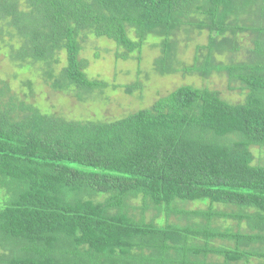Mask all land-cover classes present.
<instances>
[{
    "label": "trees",
    "instance_id": "16d2710c",
    "mask_svg": "<svg viewBox=\"0 0 264 264\" xmlns=\"http://www.w3.org/2000/svg\"><path fill=\"white\" fill-rule=\"evenodd\" d=\"M249 1L0 0V264H264V29L243 24ZM194 29L207 52L176 67ZM237 31L257 34L254 61L215 65ZM89 39L138 63L154 42L160 75L225 71L246 94L186 85L106 122L37 105L44 87L79 104L108 88L80 57Z\"/></svg>",
    "mask_w": 264,
    "mask_h": 264
},
{
    "label": "rangeland",
    "instance_id": "374dc122",
    "mask_svg": "<svg viewBox=\"0 0 264 264\" xmlns=\"http://www.w3.org/2000/svg\"><path fill=\"white\" fill-rule=\"evenodd\" d=\"M241 15H243V18H241L242 22L246 26L264 29V0L249 1L248 6ZM239 25L242 24L239 23ZM189 34L188 36L179 35L182 43L178 47L177 60L179 66L176 67L191 66L196 52H202V54L207 52L205 49H200V47L207 46V32L194 29ZM235 38L238 50L215 55V65L252 64L254 61L253 53L256 49L254 42H256L257 34L252 31H237ZM260 42L264 43V37ZM153 45L154 42H148L145 45L141 62L138 63L135 58H129L124 61L117 59L115 54L117 52L121 53L122 50L116 48L111 42L89 39L84 44L80 57L87 62V74L91 78L105 81L108 88H103L94 98L79 104L71 98L65 97L60 93H54L51 89L44 87L41 91L36 92L39 95H35L34 101L37 105L49 107L50 112L61 115L67 120L104 122L121 118L140 109L149 108L160 97L186 85L217 91L221 99L232 104L243 101L246 90L242 89L240 82L231 81L225 71L213 72L204 78L197 77L195 73L186 74L182 71L160 75L156 72L154 66V61L159 55V49ZM0 73L5 77L7 76L5 75L6 73H12V69L2 60L1 55ZM14 83L15 81L12 84L14 85ZM134 83H138L140 88L135 89L131 95L127 94L124 88ZM254 156L256 158L254 159V164L258 165L263 162L258 158L257 150L254 152ZM177 206H180V204H177ZM181 207L203 209L201 205L194 203H187ZM214 208L215 211L224 209L220 206H215ZM135 214L139 217L138 213ZM146 216L148 218L154 217L155 213L151 214L149 212ZM169 221L175 222L176 220L171 217ZM234 222L233 220H226L222 224L223 226H232ZM186 223L187 221L182 218L181 225ZM251 264H259V262L256 259Z\"/></svg>",
    "mask_w": 264,
    "mask_h": 264
}]
</instances>
